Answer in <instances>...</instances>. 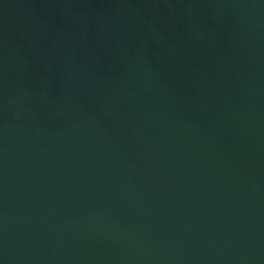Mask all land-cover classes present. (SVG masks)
Masks as SVG:
<instances>
[{
  "label": "water",
  "instance_id": "95a60500",
  "mask_svg": "<svg viewBox=\"0 0 264 264\" xmlns=\"http://www.w3.org/2000/svg\"><path fill=\"white\" fill-rule=\"evenodd\" d=\"M0 264H264V0H0Z\"/></svg>",
  "mask_w": 264,
  "mask_h": 264
}]
</instances>
